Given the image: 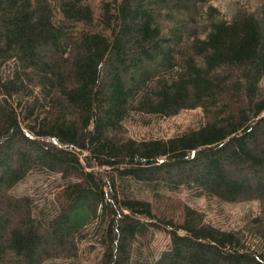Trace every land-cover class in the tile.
<instances>
[{
    "label": "trees",
    "instance_id": "trees-1",
    "mask_svg": "<svg viewBox=\"0 0 264 264\" xmlns=\"http://www.w3.org/2000/svg\"><path fill=\"white\" fill-rule=\"evenodd\" d=\"M90 1L0 0V264H82L83 241L93 264H264V2L226 19L208 0ZM197 107L195 130L125 134ZM32 175L56 177L46 209L17 191ZM179 186L255 210L241 230L153 210Z\"/></svg>",
    "mask_w": 264,
    "mask_h": 264
},
{
    "label": "rangeland",
    "instance_id": "rangeland-1",
    "mask_svg": "<svg viewBox=\"0 0 264 264\" xmlns=\"http://www.w3.org/2000/svg\"><path fill=\"white\" fill-rule=\"evenodd\" d=\"M99 0H91L90 4L95 5ZM214 6L220 15L229 19L236 12L242 11L255 13L259 6H262L264 0H208ZM260 88L264 90V74L260 81ZM206 121L205 115L200 107L193 109H183L177 114L167 117L160 116H139L133 115L125 122V134L130 138L141 139H167L175 137L189 130H195ZM56 177L46 178L42 175H32L21 183L17 191L27 193L33 198V206L37 209L48 206L52 200V193L49 191L56 184ZM160 198H154L153 210L164 211L174 216V219L180 220L184 207H189L198 211L200 217L215 227L226 230H241L244 228V220L255 210V205L250 202H232L223 203L219 200L208 199L202 192L190 187L179 186L178 188H161ZM18 194V193H17ZM165 196V197H164ZM154 241L151 243L155 253H162L167 249L168 235L166 232H154ZM79 257L82 264H93V257L90 245L86 242L79 243ZM75 264V262H73ZM50 264H72L68 261H54Z\"/></svg>",
    "mask_w": 264,
    "mask_h": 264
}]
</instances>
